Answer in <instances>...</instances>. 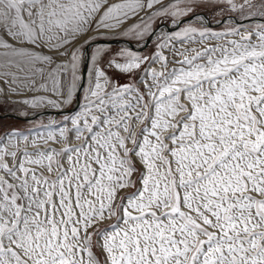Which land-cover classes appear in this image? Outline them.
<instances>
[{"label":"snow or ice","instance_id":"1","mask_svg":"<svg viewBox=\"0 0 264 264\" xmlns=\"http://www.w3.org/2000/svg\"><path fill=\"white\" fill-rule=\"evenodd\" d=\"M0 106V264H264V0H0Z\"/></svg>","mask_w":264,"mask_h":264},{"label":"rangeland","instance_id":"2","mask_svg":"<svg viewBox=\"0 0 264 264\" xmlns=\"http://www.w3.org/2000/svg\"><path fill=\"white\" fill-rule=\"evenodd\" d=\"M216 26H214L215 28ZM160 31H164L163 28L160 30ZM111 39V38H110ZM111 46L113 48H121V47H125L127 45H121V44H111ZM150 49H151V46H150ZM149 49V50H150ZM0 113H1V116L0 117H5V119L3 120L4 123L6 124H15L17 127L19 128H29L31 127V125L25 120V119H17L15 116H12V115H8L9 113H11L6 106H0ZM53 118L54 115L51 114ZM49 117H44L45 121H47ZM36 123L38 124L39 121H36Z\"/></svg>","mask_w":264,"mask_h":264},{"label":"water","instance_id":"3","mask_svg":"<svg viewBox=\"0 0 264 264\" xmlns=\"http://www.w3.org/2000/svg\"><path fill=\"white\" fill-rule=\"evenodd\" d=\"M214 26H216L215 24H213V27ZM162 29V28H161ZM160 29V30H161ZM163 30H165V29H163ZM121 44V45H126L125 44V42H124V38H119V42H117L115 39H111V44ZM128 46V45H127ZM134 46V45H133ZM49 113H52L53 115H54V117H55V110L54 111H48ZM8 115H12V116H15L16 117V115L14 114V113H9ZM0 116H1V113H0ZM21 119H23V118H21Z\"/></svg>","mask_w":264,"mask_h":264},{"label":"bare ground","instance_id":"4","mask_svg":"<svg viewBox=\"0 0 264 264\" xmlns=\"http://www.w3.org/2000/svg\"><path fill=\"white\" fill-rule=\"evenodd\" d=\"M48 111H54V110H51V109H50V110H48ZM50 114H52V113H50ZM46 117H48V116H46Z\"/></svg>","mask_w":264,"mask_h":264}]
</instances>
